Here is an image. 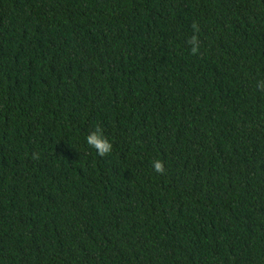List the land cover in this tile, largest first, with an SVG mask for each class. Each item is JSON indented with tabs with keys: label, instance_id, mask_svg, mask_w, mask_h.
Segmentation results:
<instances>
[{
	"label": "trees",
	"instance_id": "16d2710c",
	"mask_svg": "<svg viewBox=\"0 0 264 264\" xmlns=\"http://www.w3.org/2000/svg\"><path fill=\"white\" fill-rule=\"evenodd\" d=\"M261 82L264 0H0V264H264Z\"/></svg>",
	"mask_w": 264,
	"mask_h": 264
},
{
	"label": "clouds",
	"instance_id": "9594fccd",
	"mask_svg": "<svg viewBox=\"0 0 264 264\" xmlns=\"http://www.w3.org/2000/svg\"><path fill=\"white\" fill-rule=\"evenodd\" d=\"M194 47H193V52L196 51V40L193 38L192 41ZM259 87L264 88V82H261ZM86 142L88 145L93 147L94 149L97 150L98 154L100 156H104L107 154H110L113 150V145L112 143L103 136L101 131L97 129L96 131H92L87 137H86ZM153 168L156 172L163 173L164 171V165L162 161L156 160L153 161Z\"/></svg>",
	"mask_w": 264,
	"mask_h": 264
}]
</instances>
